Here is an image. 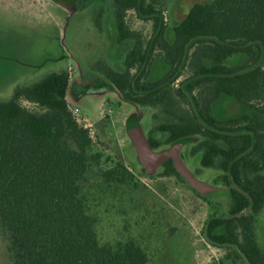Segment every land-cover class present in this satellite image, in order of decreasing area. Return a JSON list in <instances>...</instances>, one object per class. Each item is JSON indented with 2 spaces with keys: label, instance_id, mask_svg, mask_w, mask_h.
Returning <instances> with one entry per match:
<instances>
[{
  "label": "trees",
  "instance_id": "trees-1",
  "mask_svg": "<svg viewBox=\"0 0 264 264\" xmlns=\"http://www.w3.org/2000/svg\"><path fill=\"white\" fill-rule=\"evenodd\" d=\"M158 6L156 0H114L117 42L132 41L133 48L122 72L103 60L92 67L106 80L97 89L117 91L135 106L160 108L172 122L153 131L166 135L169 145L202 138L199 152L194 148L192 153H201L202 168L222 172L230 197L227 215L214 212L208 218L205 238L215 247L235 248L248 264H264L255 229L264 209V0L197 3L174 27L173 40L166 36L164 10ZM130 11L152 21L150 46L129 27ZM94 25L102 32V14L94 17ZM235 55L246 61L225 65ZM156 56L171 69L152 82L148 74ZM182 65L189 72L183 91L172 87ZM69 83L68 71L50 73L0 99V233L8 259L11 264H147V254L132 241L117 251L99 243L82 184L103 153L95 152L90 129L79 125L70 110ZM222 95L251 113L218 120L213 105ZM190 96L195 112L183 106ZM127 127L130 138L140 133ZM149 144L160 147L154 137ZM163 167L167 176L180 178L171 159Z\"/></svg>",
  "mask_w": 264,
  "mask_h": 264
},
{
  "label": "rangeland",
  "instance_id": "rangeland-1",
  "mask_svg": "<svg viewBox=\"0 0 264 264\" xmlns=\"http://www.w3.org/2000/svg\"><path fill=\"white\" fill-rule=\"evenodd\" d=\"M156 1L164 10L161 20L168 27L166 36L173 40L174 27L186 18L192 7L212 0ZM55 2L0 0V99H10L17 86L32 84L71 64L68 68L76 94L80 93L79 86L98 88L106 81L92 71L100 60L122 72L125 56L133 48V42H117L114 0ZM69 10L75 15L64 31ZM101 14L103 30L99 32L94 26V17ZM127 23L132 30L142 33L146 46L151 45L154 38L152 21H142L130 11ZM61 56L65 58L60 59ZM73 57L76 59L72 63ZM152 61L148 80L154 82L162 79L171 68L161 56ZM245 61L244 55H235L225 61V65L235 67ZM38 65V68L32 67ZM176 74L172 87L182 90L187 85L189 72L182 65ZM216 104L213 115L219 120L251 112L228 96H223ZM24 105L35 108L27 103ZM77 106L79 108H74L81 110L79 125H88L96 142L95 152L103 153L99 163H92L82 184L88 212L97 220L95 231L101 246L117 251L120 244L132 241L147 254V264H248L236 254L235 248H218L205 238L208 218L214 212L227 215L230 197L220 178L222 172L202 168L201 153H192L194 148L196 152L200 150V136L189 139L179 153L190 174L212 188L208 193L200 192L180 174V178L167 176L163 165L148 166L141 161L128 136L129 125L139 129L146 141L149 142L151 137L160 141V147L152 149L153 152L172 150L173 145L166 143L167 136L153 131L158 125L172 122L160 108L126 103L117 91L88 95ZM183 106L196 111L191 96ZM120 165L125 170H121ZM109 171H114L116 176H109ZM255 229L264 252V209L256 216ZM0 264H11L1 233Z\"/></svg>",
  "mask_w": 264,
  "mask_h": 264
},
{
  "label": "water",
  "instance_id": "water-1",
  "mask_svg": "<svg viewBox=\"0 0 264 264\" xmlns=\"http://www.w3.org/2000/svg\"><path fill=\"white\" fill-rule=\"evenodd\" d=\"M132 141L138 151L139 157L143 163L148 166L163 165L168 159H173L177 172L182 175L189 183H191L200 192L208 193L212 188L204 183H201L185 168L180 159V151L189 140L172 146V150L168 152L155 153L153 152L150 144L141 133L136 132L132 136Z\"/></svg>",
  "mask_w": 264,
  "mask_h": 264
},
{
  "label": "crops",
  "instance_id": "crops-1",
  "mask_svg": "<svg viewBox=\"0 0 264 264\" xmlns=\"http://www.w3.org/2000/svg\"><path fill=\"white\" fill-rule=\"evenodd\" d=\"M54 2H55V0H54ZM56 3V2H55ZM58 4H60V3H56V5H58ZM75 14H74V12H71L70 10L68 11V14L66 15L67 17H66V23H64V26H63V30L65 31V28L69 25V22H70V19L74 16ZM95 26V25H94ZM96 28V27H95ZM61 29V30H62ZM100 32V31H99ZM65 57L64 56H61L60 57V59H64ZM76 58H74L73 57V61H72V63L74 62V60H75ZM58 60V59H57ZM29 66V65H28ZM69 66H72V64L71 65H69ZM68 66V67H69ZM32 67H35V68H38V67H40V65H38V66H32ZM68 67H65V68H62V69H60L59 71H57V72H60V71H63V70H65V71H68V72H70L69 71V68ZM123 70H124V68H123ZM122 70V71H123ZM93 71V70H92ZM94 72V71H93ZM53 73H55V72H53ZM96 73V72H95ZM50 74V73H49ZM70 74V73H69ZM98 74V73H97ZM98 76H100L99 74H98ZM44 77V76H43ZM42 77V78H43ZM73 79H72V76L70 75V83H69V89H68V92H67V96H66V99H67V102H68V104H69V106L70 107H73L74 108V106H76V107H78L77 106V104H78V102L79 101H81L84 97H86V96H88V95H96V94H101L102 93V90H100V89H97L96 87H91V86H89V87H87V86H85L84 88H81V86H79V90H80V93L79 94H76L75 92H73V88H74V86L72 85L73 84V81H72ZM39 81V80H38ZM37 82V81H36ZM30 85V84H29ZM77 89V90H78ZM83 89V91H81ZM110 92V91H109ZM112 92V91H111ZM13 95V94H12ZM223 96H225V95H222L221 96V98H220V100L217 102V104H219L220 102H221V99L223 98ZM12 97V96H11ZM3 100H8V99H3ZM234 100V99H233ZM235 101V100H234ZM216 104V103H215ZM214 104V105H215ZM216 104V105H217ZM214 105H213V107H214ZM79 108V107H78ZM80 112H81V110H79ZM79 112V113H80ZM249 112V111H248ZM251 113V112H250ZM214 116V115H213ZM79 117V116H78ZM215 117V116H214ZM216 118V117H215ZM218 119V118H217ZM228 119H230V118H228ZM219 120V119H218ZM225 120H227V119H225ZM85 127H88V125H85ZM164 136H166V135H164Z\"/></svg>",
  "mask_w": 264,
  "mask_h": 264
},
{
  "label": "built area",
  "instance_id": "built-area-1",
  "mask_svg": "<svg viewBox=\"0 0 264 264\" xmlns=\"http://www.w3.org/2000/svg\"><path fill=\"white\" fill-rule=\"evenodd\" d=\"M70 110L73 113V115L76 117V119L79 120L78 119V115H79L78 113L80 112L79 109L78 108L76 109V108L70 107Z\"/></svg>",
  "mask_w": 264,
  "mask_h": 264
}]
</instances>
